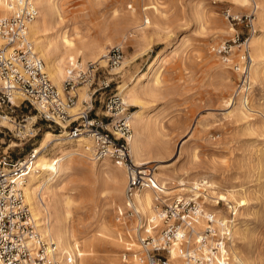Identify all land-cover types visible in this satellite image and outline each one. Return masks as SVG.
<instances>
[{"label": "rangeland", "instance_id": "374dc122", "mask_svg": "<svg viewBox=\"0 0 264 264\" xmlns=\"http://www.w3.org/2000/svg\"><path fill=\"white\" fill-rule=\"evenodd\" d=\"M255 1L257 4L264 2ZM54 2L61 15L55 32L66 33L70 39L96 42L99 47H104L103 54L112 47H120L123 59L130 60L127 68L113 75L112 92H117L116 87L123 79L147 75L162 67L160 89L153 98H145L143 105L153 141L149 149L151 155L158 152L161 163L157 169L153 164L147 166L154 173L158 171L160 179L165 178L169 196L176 192L178 179L198 182L207 177L205 180L212 182L216 189L211 196L215 203L209 202L205 208L221 221L234 215L231 240L234 252L245 264H264V65L258 78L250 81L248 111L244 116L235 112L233 115L223 101L232 99L240 85L239 75L231 62L237 61L235 54L239 55L242 48H233L232 61L229 59L227 64L213 53L236 37L241 42L252 36H264V25L256 24L257 14L250 10L234 11L231 0ZM152 3L158 6L160 14L151 15L145 24L142 8ZM227 14L233 20H226ZM114 21L128 23L127 31L133 33V40L128 44L106 43L111 36L107 28ZM228 27L234 32L219 41V34ZM135 53L141 55L131 59L130 55ZM233 102L241 104L240 100ZM81 103L77 101V111ZM128 108L130 113L140 109ZM21 115L35 117L33 110L23 108L21 114L17 113L15 125L9 122L4 128L0 127V154L6 152L14 160L26 157L38 147L45 132L58 135L38 121L36 128L40 131L36 137L29 141L17 139L14 129ZM52 147L47 148L46 158L52 159L53 154L56 158L61 157L62 154ZM69 147L66 143L65 148ZM72 174L59 181L55 190L61 198L72 196L68 226L72 249L74 252L82 250L83 257L78 263L132 264L131 256L141 249L138 238L132 231L129 233L123 223L129 224L135 217L127 216L129 209L118 213L120 197L117 194L87 198V188ZM168 195L164 199L170 204L173 199ZM102 228L110 234L101 235L99 230ZM229 252L232 264H238L231 250ZM139 256L143 257L142 252Z\"/></svg>", "mask_w": 264, "mask_h": 264}, {"label": "built area", "instance_id": "2783aa9c", "mask_svg": "<svg viewBox=\"0 0 264 264\" xmlns=\"http://www.w3.org/2000/svg\"><path fill=\"white\" fill-rule=\"evenodd\" d=\"M10 6L12 15L0 20V38L5 43L0 48V122L15 124L17 113L21 114L23 108L29 107L35 113V121L26 132L25 125L30 117L21 115L14 129L17 139L29 141L36 137L40 131L36 128L38 121L45 129L64 134L66 139H89L95 161L108 159L125 168V196L132 201L137 191L152 185L153 169L147 165L138 168L133 164L128 144L132 135V113L121 96L111 91L114 78L110 72L121 65L122 49L116 46L105 53L106 67L88 63L84 71H71L59 92L27 37L28 24L36 19L37 9L31 0L15 1ZM229 18L227 14L226 20ZM248 41L249 38L240 42L236 37L213 53L226 63L234 47L242 48L240 64L233 66L240 85L232 100H243L250 106L248 95L252 85L248 79L251 65ZM81 86L87 87V100L72 114ZM33 162V150L26 157L15 160L6 152L0 154V264H61L55 244L41 238L36 220L25 202V177ZM155 203L161 229L155 238L146 237L138 242L143 264H173L172 252L176 253L178 264H232L229 249L234 215L222 222L224 230L219 232L215 214L199 201L175 200L167 204L157 199ZM204 209L206 223L199 228L198 220ZM127 216L132 218L136 213L130 209Z\"/></svg>", "mask_w": 264, "mask_h": 264}, {"label": "bare ground", "instance_id": "6f19581e", "mask_svg": "<svg viewBox=\"0 0 264 264\" xmlns=\"http://www.w3.org/2000/svg\"><path fill=\"white\" fill-rule=\"evenodd\" d=\"M15 1L19 0H0V16L3 19L12 15L13 8H11L12 6L10 4L13 5ZM31 2L37 9L38 14L36 19L28 24L27 37L33 43L34 50L43 61L49 80L59 92L62 91L63 82L70 76L71 71H84L88 63H98L102 67H106V62L103 59L106 52L104 54L102 53L104 51L103 46L99 47V44L96 42H86L83 38L70 39L66 33L55 32L56 25L61 20V15L54 0H31ZM231 2L235 6L233 8L234 11H238V9L250 10L251 13L257 14L256 24L262 23L264 25V2L262 4H257L255 0H231ZM251 3L252 7H250ZM142 10L144 16L143 22L145 24L150 21L151 15L160 14L158 6L153 3L143 6ZM127 26L128 23L125 21H114L111 27L107 28L111 36L106 43H117V45L123 46L133 40V33L131 30L127 31ZM233 32L234 30L230 27L227 30H222L218 37L219 41H222V37L226 35L231 36ZM4 45V40L0 38V48ZM249 46L251 49L249 55L251 65L248 79L249 85H251L250 81L258 78L259 74H261V68L264 65V36H252L249 39ZM174 54L176 53L174 52ZM240 55L235 54L237 61H232L231 57L233 58V53L228 58V60L231 59L233 66L234 64H240ZM133 57L131 56V59ZM228 60L226 64L230 63ZM129 62L130 60L128 58L123 59L121 65L112 69L111 73L113 75L119 74L120 71L127 68ZM161 69L162 67H158L150 74L125 78L116 87L117 94L121 96L126 106L140 108L132 113L130 121L132 135L128 141L130 157L133 164L138 168L153 164L157 169L160 167L159 163H161L158 160V152L151 155L152 152L149 149L153 142L151 139V128L145 120L143 112L145 98H153L160 89ZM78 92L77 101L79 103L87 100L86 86H82ZM233 101L235 100L229 98L223 101L226 109L230 110L229 113L233 115L236 113L238 116H244L246 114L245 111L249 109L247 108L249 107L248 103L242 100L241 104H234ZM76 112L77 106L75 105L71 109V113L75 114ZM34 121L35 117L28 119L25 125L26 132L30 130ZM7 124L9 122H0L1 126ZM66 143L70 146L68 149L65 148ZM50 145H53L52 149H57L62 156L56 158L53 154L54 157L52 159H47L45 152ZM91 147V142L87 138L80 137L75 140H69L65 138L64 134L53 135L50 132H45L40 140L39 146L33 149V166L25 177V202L29 206L34 220H36V226L41 238L55 244L56 256L61 264H79L78 260L81 261L83 257L82 250L80 251L79 249L75 253L71 246L68 219L71 212L70 209L72 208V196H62L61 198L55 190L58 182L63 180L65 176L73 175L72 173L75 174V177L77 176V182L87 188V198L93 199L95 195L117 194L120 197V202L117 204L119 207L117 209L118 213L124 212L125 209H132L136 213L135 218L129 221V224H123L129 233H131L130 231L134 233L136 239L138 238V242L144 239L142 237L155 238L161 229V221L157 218L155 200L167 201L164 199L168 195L165 178L164 180L160 179V173L158 171V174L153 172L151 174L152 185L140 189L134 194L132 201H128L125 196L127 186V173L125 168L122 165L112 166L108 162V159L95 161L92 157ZM205 178L207 177H203V180L198 182L193 180L185 182L184 180L179 181L178 179L177 185L175 184L176 192L171 196L168 195V197H171L173 201L194 200L197 202L202 199L200 203L205 206H208L209 202L214 204L215 202L212 201L213 198L211 196H213V191L216 189V186L212 182L205 180ZM234 210L235 207L233 208ZM205 218L204 209L198 220L199 228H203L205 225ZM216 220V227L219 232H222L224 230V224L222 222L226 220ZM157 228L159 230L154 234ZM99 233L101 235H106V233L110 234L105 228L100 229ZM232 234H234L233 231ZM72 245L75 246V244ZM233 248L234 246L231 243L229 250H231L235 262L245 264L244 259L242 260L234 252ZM139 252L136 251L131 256L132 264H143L141 262L143 257L140 258L139 255H141V252ZM175 254V252H172L171 261L173 264H178L179 261L176 259Z\"/></svg>", "mask_w": 264, "mask_h": 264}, {"label": "crops", "instance_id": "0c3cea01", "mask_svg": "<svg viewBox=\"0 0 264 264\" xmlns=\"http://www.w3.org/2000/svg\"><path fill=\"white\" fill-rule=\"evenodd\" d=\"M132 42H133V41H132ZM141 53H142V52H141ZM141 53H135L134 55H130V57H131V56H134L133 59H135V58L139 57V56L141 55ZM130 57H129V58H130Z\"/></svg>", "mask_w": 264, "mask_h": 264}]
</instances>
